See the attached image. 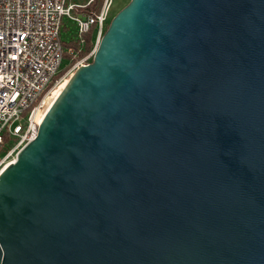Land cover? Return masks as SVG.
Instances as JSON below:
<instances>
[{
	"label": "water",
	"instance_id": "1",
	"mask_svg": "<svg viewBox=\"0 0 264 264\" xmlns=\"http://www.w3.org/2000/svg\"><path fill=\"white\" fill-rule=\"evenodd\" d=\"M0 264H264V0H130L0 171Z\"/></svg>",
	"mask_w": 264,
	"mask_h": 264
},
{
	"label": "built area",
	"instance_id": "2",
	"mask_svg": "<svg viewBox=\"0 0 264 264\" xmlns=\"http://www.w3.org/2000/svg\"><path fill=\"white\" fill-rule=\"evenodd\" d=\"M96 2L0 0V148L6 136L19 138L8 157H13L36 137L40 124L36 117L43 100L76 68L88 64L94 56L105 32L113 0H102L98 11L86 12L88 6ZM66 18L78 28L77 36L68 41L61 37ZM94 26L97 38L93 50L87 57L77 59L78 52L69 45L70 41L82 38ZM66 56L75 60V65L35 105L59 73Z\"/></svg>",
	"mask_w": 264,
	"mask_h": 264
},
{
	"label": "trees",
	"instance_id": "3",
	"mask_svg": "<svg viewBox=\"0 0 264 264\" xmlns=\"http://www.w3.org/2000/svg\"><path fill=\"white\" fill-rule=\"evenodd\" d=\"M130 1V0H129ZM102 4V0H97L96 4L88 6L86 9V12H90L92 10L98 11L100 9V6ZM109 26V23L105 27V31L107 30ZM97 38V29L96 26L92 27V29L85 35H83L82 38L73 39L70 41L69 45H72L76 51L78 52L77 59H82L84 57H87L90 52L93 50ZM67 44V46H69ZM93 57H91L88 60V63L92 61ZM76 61L69 58V56H66L63 65L61 66V69L59 73L54 78L53 82L48 86V88L45 90V92L42 94V96L35 102V105H38L44 95L52 89L55 82H57L61 77H63L65 74L69 72V70L75 65ZM19 138L18 137H11L6 136L4 143L2 147L0 148V161L3 159V157L18 143Z\"/></svg>",
	"mask_w": 264,
	"mask_h": 264
},
{
	"label": "rangeland",
	"instance_id": "4",
	"mask_svg": "<svg viewBox=\"0 0 264 264\" xmlns=\"http://www.w3.org/2000/svg\"><path fill=\"white\" fill-rule=\"evenodd\" d=\"M73 1H76V0H73ZM129 3V0H113V3H112V6H111V9L109 11V14H108V23L111 22V20L113 19V17L115 15H117V13L123 9L127 4ZM66 26V29L65 27ZM77 25L76 23H74L73 21H71L70 19L66 18L64 19V22H63V29H62V33H61V37L64 41H68L72 38H75L77 36ZM70 75L67 76L66 79H68ZM16 158V154L11 157L9 156L8 157V153L3 157L2 159V164L0 166V171L11 161H13V159Z\"/></svg>",
	"mask_w": 264,
	"mask_h": 264
},
{
	"label": "bare ground",
	"instance_id": "5",
	"mask_svg": "<svg viewBox=\"0 0 264 264\" xmlns=\"http://www.w3.org/2000/svg\"><path fill=\"white\" fill-rule=\"evenodd\" d=\"M67 80V79H66ZM66 81L62 82L60 85H58L53 92L48 95L42 102L41 108L39 109L38 113H37V117L36 119L38 121H41L43 116L45 115V113L47 112V110L49 109V107L51 106V104L53 103L54 99L57 97V95L59 94L60 90L63 88L64 84Z\"/></svg>",
	"mask_w": 264,
	"mask_h": 264
}]
</instances>
